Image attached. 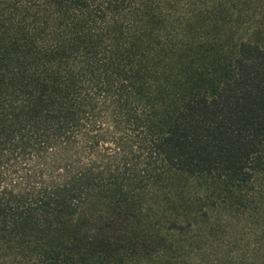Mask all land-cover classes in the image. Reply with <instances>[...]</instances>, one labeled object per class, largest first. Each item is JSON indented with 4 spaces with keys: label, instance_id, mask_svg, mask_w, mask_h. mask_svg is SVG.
Returning a JSON list of instances; mask_svg holds the SVG:
<instances>
[{
    "label": "trees",
    "instance_id": "16d2710c",
    "mask_svg": "<svg viewBox=\"0 0 264 264\" xmlns=\"http://www.w3.org/2000/svg\"><path fill=\"white\" fill-rule=\"evenodd\" d=\"M224 218L207 264H264V0H0V264H180Z\"/></svg>",
    "mask_w": 264,
    "mask_h": 264
},
{
    "label": "rangeland",
    "instance_id": "374dc122",
    "mask_svg": "<svg viewBox=\"0 0 264 264\" xmlns=\"http://www.w3.org/2000/svg\"><path fill=\"white\" fill-rule=\"evenodd\" d=\"M228 223L224 218V220L214 226L208 223L201 225L200 228L190 232L186 239L174 238L176 243L180 242L183 245V249L180 251V254H176L173 258L178 255L177 260L180 264L211 263L216 259L215 254H213L216 247L213 244L214 242L228 241L233 238L246 240L251 236L249 230L252 227V223L246 221L245 218H240V220L235 218L231 224ZM206 256H209L211 261L205 259Z\"/></svg>",
    "mask_w": 264,
    "mask_h": 264
}]
</instances>
